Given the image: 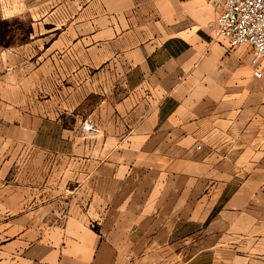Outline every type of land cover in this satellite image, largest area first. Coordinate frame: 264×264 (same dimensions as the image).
Returning <instances> with one entry per match:
<instances>
[{"label":"crops","instance_id":"obj_1","mask_svg":"<svg viewBox=\"0 0 264 264\" xmlns=\"http://www.w3.org/2000/svg\"><path fill=\"white\" fill-rule=\"evenodd\" d=\"M217 15L208 0H92L62 28L63 60L85 55L69 100L95 92L101 108L52 172L70 212L47 225L42 198L0 213V264H264V63L215 35Z\"/></svg>","mask_w":264,"mask_h":264},{"label":"rangeland","instance_id":"obj_2","mask_svg":"<svg viewBox=\"0 0 264 264\" xmlns=\"http://www.w3.org/2000/svg\"><path fill=\"white\" fill-rule=\"evenodd\" d=\"M91 3L92 0H0L1 214L22 208L36 212L38 200L45 198L46 224L53 225L72 208L68 200L71 192L54 188L52 172L64 161L63 157L82 146V134L93 132L86 126V118L91 117L93 108H101L102 97L92 92L83 99V92L78 102H70L66 70L77 64L81 68L85 55L80 50L82 62L64 61L61 55L66 45L59 37L69 20ZM12 11L21 16L11 21L2 18ZM101 58L99 54L88 74L104 68ZM77 81H82V75ZM96 116V120L105 119L101 111ZM11 198L26 202L23 207H13L6 204ZM4 225L0 222V228ZM6 239L5 231L0 232V245Z\"/></svg>","mask_w":264,"mask_h":264},{"label":"built area","instance_id":"obj_3","mask_svg":"<svg viewBox=\"0 0 264 264\" xmlns=\"http://www.w3.org/2000/svg\"><path fill=\"white\" fill-rule=\"evenodd\" d=\"M218 9L215 35L227 38L232 47L250 46L252 63H264V0H208ZM264 76V66L254 71Z\"/></svg>","mask_w":264,"mask_h":264},{"label":"clouds","instance_id":"obj_4","mask_svg":"<svg viewBox=\"0 0 264 264\" xmlns=\"http://www.w3.org/2000/svg\"><path fill=\"white\" fill-rule=\"evenodd\" d=\"M18 16H21L20 13L12 11V12H6V14L2 17L5 20L11 21L12 19L17 18Z\"/></svg>","mask_w":264,"mask_h":264}]
</instances>
